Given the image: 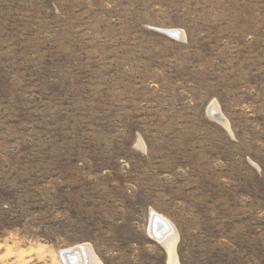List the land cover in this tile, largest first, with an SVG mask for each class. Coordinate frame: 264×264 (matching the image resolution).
Wrapping results in <instances>:
<instances>
[{"label":"rangeland","instance_id":"1","mask_svg":"<svg viewBox=\"0 0 264 264\" xmlns=\"http://www.w3.org/2000/svg\"><path fill=\"white\" fill-rule=\"evenodd\" d=\"M152 212L264 264V0H0V264H170Z\"/></svg>","mask_w":264,"mask_h":264},{"label":"bare ground","instance_id":"2","mask_svg":"<svg viewBox=\"0 0 264 264\" xmlns=\"http://www.w3.org/2000/svg\"><path fill=\"white\" fill-rule=\"evenodd\" d=\"M166 31L171 33L174 38L181 36L179 30L173 32L166 29ZM209 113L211 115L217 114L218 118L215 119H219V121L221 119V123L226 125V120L223 119L224 117L221 115L216 104L212 103L210 105ZM149 226L150 232L161 240V243L166 248L169 263L176 264L175 244L178 236L176 230L171 224L169 225L168 221L155 212H152L150 215ZM77 247L78 246L72 247L70 250L62 249L58 252V256L64 264H102L89 244H83L81 247Z\"/></svg>","mask_w":264,"mask_h":264},{"label":"water","instance_id":"3","mask_svg":"<svg viewBox=\"0 0 264 264\" xmlns=\"http://www.w3.org/2000/svg\"><path fill=\"white\" fill-rule=\"evenodd\" d=\"M159 31L163 32L164 34H166L169 37H172V38L174 37L171 33H168V31H166V30H159Z\"/></svg>","mask_w":264,"mask_h":264},{"label":"clouds","instance_id":"4","mask_svg":"<svg viewBox=\"0 0 264 264\" xmlns=\"http://www.w3.org/2000/svg\"><path fill=\"white\" fill-rule=\"evenodd\" d=\"M34 250H35V251H39V248L34 249ZM37 259L42 261V260H43V257L38 256Z\"/></svg>","mask_w":264,"mask_h":264}]
</instances>
